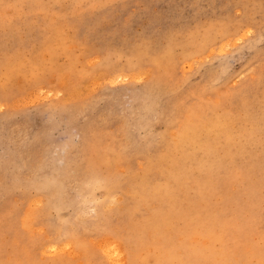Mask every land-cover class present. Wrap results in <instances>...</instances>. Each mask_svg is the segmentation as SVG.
<instances>
[{"label": "rangeland", "instance_id": "374dc122", "mask_svg": "<svg viewBox=\"0 0 264 264\" xmlns=\"http://www.w3.org/2000/svg\"><path fill=\"white\" fill-rule=\"evenodd\" d=\"M111 259L264 264V0H0V264Z\"/></svg>", "mask_w": 264, "mask_h": 264}, {"label": "bare ground", "instance_id": "6f19581e", "mask_svg": "<svg viewBox=\"0 0 264 264\" xmlns=\"http://www.w3.org/2000/svg\"><path fill=\"white\" fill-rule=\"evenodd\" d=\"M57 92H58V91H57ZM80 130H81V129H80ZM37 186L39 187V183H37ZM113 243H114V242H113ZM117 243H118V242H117ZM106 245H107V244H106ZM100 246H101V245H100ZM62 249H63V248H62ZM114 250H115V249H114ZM51 251L53 252V250H51ZM51 251H50V252H51ZM105 251H106V249H105ZM112 251H113V250H112ZM119 251H120V250H119ZM78 252H79V251H78ZM107 252H108V251H107ZM108 253H109V252H108ZM112 254H113V253H112ZM108 256H109V255H108ZM111 257H112V256H111ZM111 257H110V258H111ZM110 258H109V259H110ZM113 259H114V258H113ZM113 259H111V261H112ZM114 260H115V259H114ZM114 260H113V261H114ZM116 260H117V259H116ZM116 260H115V261H116ZM113 261H112V262H113ZM115 261H114V263H115ZM114 263H113V264H114ZM118 263H119V260H118ZM118 263H115V264H118ZM123 264H126V262H124Z\"/></svg>", "mask_w": 264, "mask_h": 264}]
</instances>
